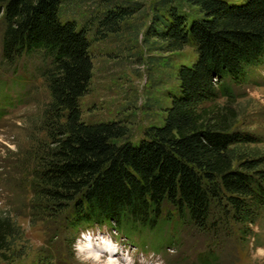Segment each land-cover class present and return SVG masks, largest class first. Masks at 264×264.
Returning a JSON list of instances; mask_svg holds the SVG:
<instances>
[{
	"label": "trees",
	"instance_id": "trees-1",
	"mask_svg": "<svg viewBox=\"0 0 264 264\" xmlns=\"http://www.w3.org/2000/svg\"><path fill=\"white\" fill-rule=\"evenodd\" d=\"M64 1L0 0L1 61L14 67L37 57L36 76L48 93L40 127L48 142L34 173L45 211L67 212L72 231L108 226L126 236L181 226L213 231L214 209L254 225L264 210V170L260 159L235 155V147L257 139L232 130L229 104L234 87L264 69V0L159 1L144 42L166 54L191 47L195 59L178 68L162 124L147 128L137 144L118 143L128 135L120 122H82L79 102L93 70L91 22L63 19ZM133 14L129 7L107 10L96 29L118 33ZM19 232L0 216V255ZM209 261L205 255L203 264Z\"/></svg>",
	"mask_w": 264,
	"mask_h": 264
},
{
	"label": "rangeland",
	"instance_id": "rangeland-1",
	"mask_svg": "<svg viewBox=\"0 0 264 264\" xmlns=\"http://www.w3.org/2000/svg\"><path fill=\"white\" fill-rule=\"evenodd\" d=\"M159 1L65 0L61 6L63 19L79 25L91 22L93 70L89 92L79 102L81 120L120 122L128 135L118 143L137 144L147 128L162 124L178 68L195 59L191 47L166 54L151 44L153 40L144 42ZM116 7L133 9V17L121 24L118 33L99 34L97 17ZM40 64L37 57L23 58L8 67L0 53V216H9L20 230L0 255V264H203L205 255H210L209 264H264V210L254 225L241 226L214 209L213 231L165 227L160 236L142 237L126 236L108 226L72 231L67 212L45 211L34 188L37 153L48 142L40 128L48 101L36 76ZM218 103L223 106L226 100L220 98ZM229 108L236 115L232 130L257 139L255 144L235 147V155L260 159L264 170V69L251 71L245 83L234 87Z\"/></svg>",
	"mask_w": 264,
	"mask_h": 264
},
{
	"label": "bare ground",
	"instance_id": "bare-ground-1",
	"mask_svg": "<svg viewBox=\"0 0 264 264\" xmlns=\"http://www.w3.org/2000/svg\"><path fill=\"white\" fill-rule=\"evenodd\" d=\"M95 260V259H94ZM99 261V260H98ZM107 264H111V263H107Z\"/></svg>",
	"mask_w": 264,
	"mask_h": 264
}]
</instances>
